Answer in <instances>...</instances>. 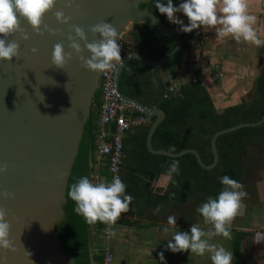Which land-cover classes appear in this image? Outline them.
<instances>
[{
    "label": "water",
    "instance_id": "obj_1",
    "mask_svg": "<svg viewBox=\"0 0 264 264\" xmlns=\"http://www.w3.org/2000/svg\"><path fill=\"white\" fill-rule=\"evenodd\" d=\"M145 1L56 0L53 9L43 17V24L55 30V35L46 31L38 35L21 19L20 26L29 39H21L19 32L7 38L19 44V56L11 61L0 60V166L7 165V171L0 174V193L13 194L9 198L0 195V207L7 210L9 238L16 250L0 249V264H91V225L74 212L75 203L66 192L80 177L92 181L86 120L101 73L82 67L68 47L67 37L75 36L72 25L83 28L86 42L91 43L100 37L89 29L100 21L112 24L118 36L129 24L147 22L173 42L172 49L156 59L130 50L115 70L114 85L120 101L151 118L144 140L149 153L168 158L191 154L201 169L209 170L218 159L215 139L219 135L264 121L263 110L255 121L214 131L209 136L211 160L207 164L193 148L170 153L151 146L152 134L164 112L123 95L118 88L119 76L132 59L150 69L168 63L179 55L182 42L159 17L139 7ZM69 2L70 6L65 7ZM56 11L70 16L69 22H57ZM78 42L81 55L88 58L85 42ZM57 43L63 44L66 52H72V59L64 68H56L51 62ZM33 48L37 49L35 53Z\"/></svg>",
    "mask_w": 264,
    "mask_h": 264
},
{
    "label": "clouds",
    "instance_id": "obj_2",
    "mask_svg": "<svg viewBox=\"0 0 264 264\" xmlns=\"http://www.w3.org/2000/svg\"><path fill=\"white\" fill-rule=\"evenodd\" d=\"M155 7L159 13L166 15L172 24L180 25L184 33L194 29H214L216 36L225 38L231 36L237 43H251L257 47L264 44L259 38L257 29L254 27L256 17L249 13L248 0H184L178 7H174L172 0L167 4L161 0H155ZM56 0H0V60L11 61L19 56V44L15 40L7 38L19 32L21 39L27 40L29 36L21 28V19L27 22L33 32L43 35L46 31L55 35L56 31L43 24L45 13L53 9ZM66 4L65 7H69ZM176 13H183L187 17L188 24L177 18ZM55 19L61 24H67L71 19L65 16L63 11L54 13ZM43 25V29L41 28ZM75 36L69 35L68 47L75 52L82 62V67L91 72L111 71L122 63L120 51L121 45L117 42L116 28L105 21L91 26L89 31L93 35H99L100 39L91 43L86 42V34L83 28L72 25ZM78 41H83L84 49L90 56L85 58L81 55L82 49ZM33 53L37 49L31 50ZM72 52H66L61 43L53 46L52 65L56 68H64V65L72 59ZM180 55V53H179ZM168 151L175 153L176 147L169 145ZM7 171V165L0 166V174ZM180 161L172 159L166 170V177L175 183L173 177L179 175ZM223 186L216 197L209 196L201 203L196 211L203 219V223L210 227L201 228L192 224L190 231H175L167 243V249L173 253L190 251V253L203 257L208 254L211 264H233V253L226 250L222 245L212 243L214 237L222 236L232 239L231 225L234 219L241 214L242 200L247 196L244 185L239 181L224 175L220 178ZM126 184L117 176L111 182L102 181L93 183L88 177H80L76 182L68 186L66 196L74 203V212L84 218L89 225L97 222L107 225L105 229L109 238L115 237L113 227L123 213L129 211L133 197L126 194ZM4 198H9L12 193H0ZM161 206L153 210V214H159ZM7 210L0 207V249L14 252L16 249L10 237V223L7 220ZM167 224L176 229V217L168 216ZM168 232L167 227L164 228ZM259 238L256 242H260ZM164 260L163 253L160 254Z\"/></svg>",
    "mask_w": 264,
    "mask_h": 264
},
{
    "label": "trees",
    "instance_id": "obj_3",
    "mask_svg": "<svg viewBox=\"0 0 264 264\" xmlns=\"http://www.w3.org/2000/svg\"><path fill=\"white\" fill-rule=\"evenodd\" d=\"M182 1L172 0L173 6L178 7ZM154 2L155 0H146L140 3L139 7L145 8L153 15L159 17L163 24L170 27L166 15L159 13ZM161 3L166 5L167 0H161ZM126 34V48L137 51L149 59H156L170 51L173 47V42L170 39L159 34L147 22L133 24ZM180 38L184 46L187 36H180ZM179 65H183L180 61V55L157 68L166 66L172 75L173 70ZM139 69L147 71L149 67L142 65L136 59L129 60L121 70L118 88L123 95L135 98L144 106L148 108L159 107L164 112L163 119L155 128L151 137V146L154 149H165L168 151L169 145H174L177 151L184 148H193L199 153L201 160L207 164L211 160V154L208 148L209 136L214 131L240 122L255 121L264 110V62L252 84L254 98L250 101H241L238 104L224 107L220 111L215 109L205 86L195 79H187L179 84L177 92L174 95L168 94L163 97L165 88L156 95L153 101H147L146 94H148L149 90L147 91L144 88V81L139 76ZM197 71H199V68ZM98 101L99 91L97 89L93 95L90 114L86 120L90 160L92 157L93 129L95 128L97 119L96 106ZM234 109L237 110L234 111ZM137 114H140V112L137 109H133L132 115ZM150 121L126 131L122 139L123 158L120 167V179L126 184V194H130L133 197L132 201L135 198L142 201L144 194L149 193L146 190L148 182L142 181V178L145 177L147 179L156 176L162 170L164 160L169 159L163 155L151 154L146 150L144 140ZM256 129L262 132V138L264 139V121L258 126L243 127L221 134L215 139L218 159L216 165L210 171H215L219 180L216 182L215 189L210 190L209 193L211 195H217L222 189L223 186L220 184V178L222 176L228 175L232 179L240 180L236 174L232 157L238 153V149L240 152L241 140H245L248 134L253 133ZM130 147L133 150L132 155L135 163H127L124 165L125 151ZM174 159L180 161V171L179 175L173 177L175 184H177V188L174 187L173 189V195L169 191L165 195H153L157 200L172 202V205L184 202L188 195L194 197V191L197 188H203L205 186L206 182L202 179L207 180L206 178L208 176V171L201 169L197 165L193 155L184 154ZM169 160L171 161V159ZM169 162L167 163V167ZM104 167V165H101L100 173L106 177L107 173ZM125 168L126 172L122 173ZM169 187L171 189V186ZM99 225V222L91 225L92 234L96 235ZM99 260L100 257L96 256L97 264H99Z\"/></svg>",
    "mask_w": 264,
    "mask_h": 264
},
{
    "label": "crops",
    "instance_id": "obj_4",
    "mask_svg": "<svg viewBox=\"0 0 264 264\" xmlns=\"http://www.w3.org/2000/svg\"><path fill=\"white\" fill-rule=\"evenodd\" d=\"M248 4L249 13L256 17L254 27L257 29L259 38L264 41V0H248ZM176 16L184 24L186 23L187 17L183 13H178ZM170 24L172 30L180 27L177 24ZM202 32L205 37H203ZM199 33L201 34L199 47L203 46L204 48L202 52L200 51V55L206 60L201 64L199 71L192 74V76L186 73L184 65L177 66L173 70L172 75L166 66L155 69L149 68L147 71L139 69V76L144 81V88L147 91L149 90L148 94H146L147 101H153L156 95L168 85L179 86L187 79H197L205 86L217 111L222 110L224 107L238 104L241 101L246 89L252 82V77L254 78V72L258 68L260 70L263 65L264 57L259 53L264 52V44L257 47L251 43H237L231 36L219 38L216 36L214 29H204L203 27H201ZM253 48L257 49L259 57L252 58L254 61L251 63H248V60H246V63L240 62V60H245V58H242L244 50L249 52L248 50ZM251 56L253 57V54ZM217 57H219L218 60ZM214 61L221 63L222 76L224 78V80L222 79L224 84L221 85L222 91L208 89L211 86L209 85L210 80L206 76V69L209 63ZM169 159L172 160L174 158ZM169 159L164 160L162 170L156 176L147 179L145 177L142 178V181L148 182L146 190L149 193L144 194L142 201L135 198V203L132 201L129 205V211L123 213L115 224L114 231L116 236L112 239L115 240L113 252L116 253V256L113 264H176L173 257H186L181 252L173 253L167 249V243L169 242L168 232L171 231L170 235L172 236L174 231L181 230V227H177L174 230L173 227L169 226L167 228L170 231H164L167 225V217L171 214L169 209L175 208V210H178V204L172 205L170 201L157 200L153 197V195H165L167 190L173 193L174 187L177 188V184L172 183V190L169 189L170 181L165 175ZM139 178L141 179V177ZM158 206H161V212L154 215L153 210ZM150 229H152V234L149 236ZM165 245L166 250L163 248ZM161 253H163L164 257L163 261L160 259ZM166 255H169V257L165 258ZM168 258H171V260H168Z\"/></svg>",
    "mask_w": 264,
    "mask_h": 264
},
{
    "label": "rangeland",
    "instance_id": "obj_5",
    "mask_svg": "<svg viewBox=\"0 0 264 264\" xmlns=\"http://www.w3.org/2000/svg\"><path fill=\"white\" fill-rule=\"evenodd\" d=\"M132 25L133 24H129L124 29V32L129 31ZM199 35V39L201 40V34L199 33ZM202 35L203 37H205V34L203 32ZM203 50V46L199 47V59H201L199 63V69L203 61L206 60L202 57V55H200V51L202 52ZM248 51L249 52H245L244 50V56H242V58H245V60H240V62L246 63V60H248V63H251L252 61H254V59L252 58L259 57V54L263 55L262 57H264V52L258 54L256 48ZM221 53H223V51H221ZM251 54H253V57L251 56ZM218 58L219 57H217V60ZM209 66L210 65H208V68L206 69V76L210 80L209 85L211 86V88L208 87V89H216L218 91H222L223 89L221 88V85L224 84L223 76H221V78L212 79ZM185 70L186 73H188L186 67ZM259 71L260 70L258 68L256 72H254V78L252 77V82L246 89V93L241 98V101H250L254 98V90L252 84L253 81H255V77L258 75ZM189 75L192 76L191 74ZM236 110L237 109H234V111ZM257 130L258 129L254 130L253 133L248 134L245 140H241L240 152L238 149V153H236V155L234 154L232 157V160L235 164L236 174L240 178L239 182H242V184L244 185L243 190L247 192V196L242 200L243 208L241 210V214L234 219L231 225L232 239L228 240L222 236H217L214 237L211 241L212 243H215L217 245H222L226 250L233 253V264H264V240L256 242L258 239V234L259 238L264 239V139L262 138V132H260L259 130L258 132ZM130 148L125 151L124 165L127 163H135L132 155L133 150L132 148ZM210 170L211 169L207 170V180H205L204 178L202 179L204 182H206L205 186L203 188H197L194 191V197L188 195L184 202L178 204V210H175V208L169 209V212L171 213L169 216L176 217L175 227H181V230L179 231H190L192 224H197L201 228L205 229L210 227L203 223L202 217L196 211L197 207L201 203L205 202L207 197H216L219 193L218 192L215 196L209 193L210 190L215 189L216 182H218L219 180V177L215 173V171ZM125 172L126 168L124 171H122V173ZM171 184L172 182L169 183L170 186ZM168 191L169 190H167L166 192ZM133 202L135 203V200ZM166 227L169 228V225L167 224ZM173 229L176 230L174 227ZM151 231L152 229L149 230V236L152 234ZM170 233L171 231L168 232V241L172 238ZM94 235L95 234L91 233V264H97L95 247L98 245V242ZM114 244L115 240L112 239V251L114 249ZM163 248L164 250H166V245ZM233 249L236 250L234 251ZM181 253L186 257H173V260L176 262V264H211V260L208 254L200 257L190 253V251H184ZM113 254L115 257L116 253L113 252ZM167 256L169 257V255H166L165 258H167ZM168 260H171V258H168Z\"/></svg>",
    "mask_w": 264,
    "mask_h": 264
},
{
    "label": "built area",
    "instance_id": "obj_6",
    "mask_svg": "<svg viewBox=\"0 0 264 264\" xmlns=\"http://www.w3.org/2000/svg\"><path fill=\"white\" fill-rule=\"evenodd\" d=\"M188 24V20L184 25ZM171 28V24H170ZM201 28L192 32L184 33L180 27L174 29L177 36H187L186 43L180 51V61L186 67L188 74H194L199 68V32ZM127 34L121 32L117 37L121 45L120 55L128 52L126 48ZM209 70L212 79L221 78V63L214 61L209 63ZM115 69L101 73L98 79L99 101L96 106L97 119L93 129V149L90 160L92 182H111L114 177L120 178V167L123 158L122 139L126 131L146 124L150 117L142 113L132 115L133 106L120 101L114 85ZM177 92V85H168L163 97L168 94L174 95ZM101 165H104L106 177L100 173ZM115 226V225H114ZM114 226L113 230H114ZM108 226L100 223L95 235L98 245L95 247L96 256L100 257L99 264H113L114 255L111 248L112 237L109 238L105 232Z\"/></svg>",
    "mask_w": 264,
    "mask_h": 264
}]
</instances>
